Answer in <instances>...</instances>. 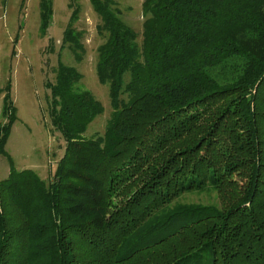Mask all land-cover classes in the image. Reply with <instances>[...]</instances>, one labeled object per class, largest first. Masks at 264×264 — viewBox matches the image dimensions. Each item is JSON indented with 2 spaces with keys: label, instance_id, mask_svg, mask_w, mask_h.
I'll return each mask as SVG.
<instances>
[{
  "label": "trees",
  "instance_id": "obj_1",
  "mask_svg": "<svg viewBox=\"0 0 264 264\" xmlns=\"http://www.w3.org/2000/svg\"><path fill=\"white\" fill-rule=\"evenodd\" d=\"M90 1L111 116L85 135L104 105L59 61L47 87L65 152L50 182L31 168L0 180V264H264V0H144L141 41L115 0ZM50 13L42 0L44 28ZM80 35L70 23L63 46L84 49ZM233 56L243 70L222 83L211 69ZM203 191L218 203L176 202Z\"/></svg>",
  "mask_w": 264,
  "mask_h": 264
},
{
  "label": "rangeland",
  "instance_id": "obj_2",
  "mask_svg": "<svg viewBox=\"0 0 264 264\" xmlns=\"http://www.w3.org/2000/svg\"><path fill=\"white\" fill-rule=\"evenodd\" d=\"M47 1L51 13L44 28L42 0H0V89L3 90L0 93V123L6 121L2 108L9 84L17 117L5 146L7 154H0V180L6 178L12 168L34 169L48 182L53 178L66 146L62 133L51 122V91L47 87L49 82L56 81L59 61L75 66L82 73L73 87L75 90L91 91L104 105V111L89 124L85 135L102 134L111 116L109 87L99 81L96 72L98 47L105 41L97 28L101 22L99 15L90 0ZM115 1L123 19L139 33L141 41L147 16L143 12L144 0ZM70 23L74 31L81 33L84 49L76 50L68 43L63 46L64 30ZM243 66V58L233 56L211 69V73L225 83L234 80ZM176 202L209 204L218 203V199L214 191H203L186 193ZM168 210L169 207L163 212ZM163 215L154 217L162 218ZM146 223L147 219L142 222ZM83 250L82 247L79 252Z\"/></svg>",
  "mask_w": 264,
  "mask_h": 264
}]
</instances>
